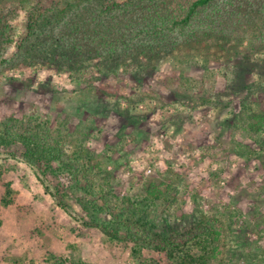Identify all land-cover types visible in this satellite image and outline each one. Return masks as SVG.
Instances as JSON below:
<instances>
[{
	"label": "rangeland",
	"instance_id": "rangeland-1",
	"mask_svg": "<svg viewBox=\"0 0 264 264\" xmlns=\"http://www.w3.org/2000/svg\"><path fill=\"white\" fill-rule=\"evenodd\" d=\"M54 1L62 0H0V16L10 19L20 41L31 15ZM0 47L17 58L15 43ZM17 60L0 63V119L35 112L52 128L67 122L71 130H87L86 146L101 166L94 182L107 198H142L150 181L175 183L179 197L150 209L156 223L171 219V228L182 233L218 217L229 227L226 264H264V166L228 152L236 141L235 111L241 114L249 102L264 107V90L252 92L264 84V0H218L201 11L174 50L158 51L153 64L124 59L116 72L92 69L88 83L72 81L51 63L35 70ZM177 112L184 118L174 117ZM212 141L217 144L209 148ZM1 152L0 163L16 167L5 172L16 200L0 209V244L6 240L11 252L0 249V264L29 248L35 259L50 251L95 264H139L149 255L144 250L137 258L132 244L113 242L71 216L86 214L79 202L84 193L67 197L69 212L28 165ZM218 164L225 171L214 179L210 170ZM86 220L93 223L91 216Z\"/></svg>",
	"mask_w": 264,
	"mask_h": 264
},
{
	"label": "trees",
	"instance_id": "trees-1",
	"mask_svg": "<svg viewBox=\"0 0 264 264\" xmlns=\"http://www.w3.org/2000/svg\"><path fill=\"white\" fill-rule=\"evenodd\" d=\"M216 1H54L31 15L20 41L12 32L10 19L0 16V42L15 43L16 59L24 65L31 64L36 70L51 63L67 72L72 81L88 83L87 75L92 69L104 72L108 67L116 72L117 63L124 59L141 66L142 59L153 64L158 51L174 50L201 11ZM0 56V63L15 65L16 59L2 54L1 47ZM259 89L264 90V84L258 83L252 92ZM203 102L208 103V99ZM255 105L256 102H249L244 104L241 114L235 111L231 125L236 141H231L228 152L248 163L258 161L264 166V107L256 110ZM177 115L184 118L174 113V117ZM74 128L69 129L67 122L52 128L50 120L35 112L24 117L10 115L0 119V149L4 151L1 153L28 165L45 192L69 212L67 197L79 191L84 193L86 196L79 202L86 214L79 218L75 213L71 216L98 228L113 242L132 244L137 258L147 250L149 255L139 264H226L229 227L226 228L225 222L218 217L201 219L182 233L171 228V219L160 217L156 223L151 208L160 201L171 203L181 192L177 184L169 181H150L142 198L117 195L107 198L106 191L94 182L101 166L85 143L90 132L78 126ZM216 144L212 141L208 147ZM6 166L0 163V209L16 200L12 183L5 181V172L16 167ZM224 171L225 167L218 164L210 170V175L217 179ZM98 215L110 219L101 222ZM87 216L93 218V223L87 222ZM2 225L0 218V229ZM5 244L1 243L4 247L0 249L10 252L6 240ZM20 254L17 257L10 254L5 264H95L83 255L64 259L47 251V255L35 259L30 248Z\"/></svg>",
	"mask_w": 264,
	"mask_h": 264
}]
</instances>
